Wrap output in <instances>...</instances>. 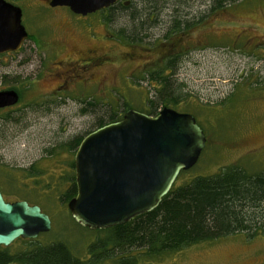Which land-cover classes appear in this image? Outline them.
<instances>
[{
	"label": "rangeland",
	"instance_id": "rangeland-1",
	"mask_svg": "<svg viewBox=\"0 0 264 264\" xmlns=\"http://www.w3.org/2000/svg\"><path fill=\"white\" fill-rule=\"evenodd\" d=\"M6 1L21 9L28 39L19 51L0 55V91L18 93L14 105L0 108V189L7 201H27L48 215L49 230L34 241L65 242L92 264L89 247L105 233L78 225L59 202L73 174L74 150L65 143L94 130L105 108L121 115L146 110L154 83L141 77L173 54H179L177 92L168 108L193 115L206 138L197 162L174 185L227 165L264 171V0H233L213 12L209 0H183L161 18L179 11L204 20L169 40L163 23L140 45L119 39L129 22L116 10L105 22L109 13L102 10L82 16L50 7V0ZM92 98L97 104L86 110ZM28 241L16 239L7 249L17 253ZM136 264H264V235L233 234Z\"/></svg>",
	"mask_w": 264,
	"mask_h": 264
},
{
	"label": "trees",
	"instance_id": "trees-1",
	"mask_svg": "<svg viewBox=\"0 0 264 264\" xmlns=\"http://www.w3.org/2000/svg\"><path fill=\"white\" fill-rule=\"evenodd\" d=\"M232 1L209 0V7L211 12L223 10ZM181 4L183 0H119L102 11L109 13L104 17L105 22L112 20V14L116 16L113 13L115 10L121 12L129 23L118 30L117 36L126 43L140 45L163 23H169L162 35L163 40H169L204 20L200 16L198 20L191 21L185 12L186 16L183 14L182 17L178 10V13L169 11L166 19L161 18L167 7L174 10L181 8ZM178 58L179 54L170 55L163 59L162 64L145 70L141 79L154 83L151 87L154 92L146 101V110L140 112L154 116L163 107L175 104L177 89L174 76ZM96 104L94 99L89 100L85 109L92 111ZM115 110L105 108L106 113L97 119L96 128L120 120L126 111L123 110L121 115ZM89 132L68 141L65 147L75 151L80 140ZM70 167L73 168V161ZM28 174H35L34 167ZM67 181L68 187L59 196L60 204L66 206L76 193L74 173ZM97 231L104 232L105 237L96 238L89 247L92 264L103 261L136 264L142 258H159L233 234H243L250 239L264 235V171L249 173L237 165H227L212 175L196 176L180 186L173 184L152 211L126 223ZM28 242L27 247L17 253H10L7 247L0 246V264H84L71 253L65 242ZM133 252L136 254L133 255Z\"/></svg>",
	"mask_w": 264,
	"mask_h": 264
},
{
	"label": "water",
	"instance_id": "water-1",
	"mask_svg": "<svg viewBox=\"0 0 264 264\" xmlns=\"http://www.w3.org/2000/svg\"><path fill=\"white\" fill-rule=\"evenodd\" d=\"M119 0H50L85 16ZM18 6L0 0V55L17 52L28 33ZM18 101L15 90L0 91V108ZM206 143L193 115L163 107L154 116L128 109L118 121L86 134L73 155L76 193L67 202L74 222L105 230L155 209L181 171L192 167ZM50 219L38 205L5 201L0 191V246L47 232Z\"/></svg>",
	"mask_w": 264,
	"mask_h": 264
},
{
	"label": "flooded vegetation",
	"instance_id": "flooded-vegetation-1",
	"mask_svg": "<svg viewBox=\"0 0 264 264\" xmlns=\"http://www.w3.org/2000/svg\"><path fill=\"white\" fill-rule=\"evenodd\" d=\"M9 53H11V52H9ZM9 53H8V54H9ZM5 54H7V53H5ZM0 191H1V189H0ZM1 193H2V192H1ZM2 196H3V194H2ZM3 198H4V196H3ZM4 200L7 201L5 198H4ZM28 204H29V203H28ZM29 205H34V204H29ZM41 211H42V209H41ZM42 212H43V211H42ZM28 240H34V239H28Z\"/></svg>",
	"mask_w": 264,
	"mask_h": 264
}]
</instances>
